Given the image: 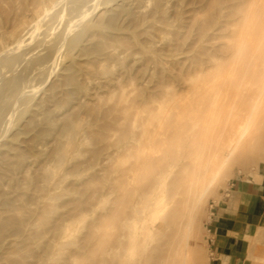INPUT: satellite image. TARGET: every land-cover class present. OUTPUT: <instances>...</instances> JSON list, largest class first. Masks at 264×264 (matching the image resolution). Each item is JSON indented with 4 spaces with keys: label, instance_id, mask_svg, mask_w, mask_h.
I'll return each mask as SVG.
<instances>
[{
    "label": "bare ground",
    "instance_id": "obj_1",
    "mask_svg": "<svg viewBox=\"0 0 264 264\" xmlns=\"http://www.w3.org/2000/svg\"><path fill=\"white\" fill-rule=\"evenodd\" d=\"M24 1L0 0V262L47 232L37 215L56 198L50 163L62 152L51 127L80 128L75 109L106 94V114L87 118L106 130L95 169L101 180L108 164V177L94 188L113 222L133 211L124 261L210 264L194 237L215 215L208 197L223 178L251 175L247 161L264 162V0H167L149 14L144 0ZM21 10L41 15L12 41ZM162 209L167 233L144 220Z\"/></svg>",
    "mask_w": 264,
    "mask_h": 264
},
{
    "label": "rangeland",
    "instance_id": "obj_2",
    "mask_svg": "<svg viewBox=\"0 0 264 264\" xmlns=\"http://www.w3.org/2000/svg\"><path fill=\"white\" fill-rule=\"evenodd\" d=\"M158 1L144 0L142 6L144 14H149L157 4H161L162 8L171 9V2H167V0ZM28 3L29 1L25 0L24 7L28 8ZM22 12L25 13L20 16ZM20 13L7 24L9 29L11 26V32L13 31L12 41L26 32L41 15V13L32 14L23 10ZM20 18L22 19L20 20ZM23 18L24 21H22ZM43 35L41 34L40 38ZM102 77L103 75L99 73L93 84L100 86L104 80ZM42 96L43 93H38L30 103L29 108L39 102ZM102 96L104 97L102 98ZM108 99L106 94H101L87 99L84 108L75 109L74 116L80 118V122H82L80 128L75 125H67L57 129L51 127L54 141H52L51 145H53L50 149L59 148L62 152L57 159L51 160L50 163V173L53 174V178L49 179L52 181V193L55 194L56 198L50 201L48 207L37 215V217L40 216L38 231L47 232L45 236L19 240L14 246L8 247L0 264H99L103 259L107 260V264H128L124 261L125 253L123 254L128 240L122 235L125 232L127 234L130 229L132 220L126 217H131L133 211L129 208L126 209V213L122 216L126 222L122 221L123 223L120 224L113 222L110 217L113 214L110 199L99 200L98 193H95L94 188L97 184L100 187L104 185L108 177V164H104L105 172L101 180L98 179L95 169V152L102 146V143L99 142V133L106 130L92 126L88 121L90 118L99 119L106 114L109 106ZM63 100L60 97L57 101L62 103ZM66 109L68 107L64 103L58 108L61 113ZM71 133H73V137H71ZM252 161L253 159L246 162L249 171L254 169L251 175L247 172L232 178H223L220 185L213 188L214 191L205 203L206 211H215L219 207V202L225 198L226 190L232 179L236 183V187L244 180L261 184L264 187V162L262 161L258 166L253 167ZM78 201L83 203L78 206L76 205ZM162 210L157 219L151 217L154 220H150L148 216L144 220L150 221L152 225L163 224L167 233L172 229L170 226L172 216L166 217L167 211ZM205 216L202 218L201 228L195 234V243L201 248H204L202 244H207L203 240V236L205 233L208 234L211 227V221H206ZM100 221L104 222V228L97 230L96 227ZM107 225L109 226L105 227ZM160 233L153 230L150 236L152 239H157ZM260 237L256 238L253 247L258 243L264 247V233ZM109 249L111 252L108 254L107 250ZM149 260L142 264H150L151 261ZM249 260L252 262L251 264H264V255L261 257L254 253L249 256Z\"/></svg>",
    "mask_w": 264,
    "mask_h": 264
},
{
    "label": "crops",
    "instance_id": "obj_3",
    "mask_svg": "<svg viewBox=\"0 0 264 264\" xmlns=\"http://www.w3.org/2000/svg\"><path fill=\"white\" fill-rule=\"evenodd\" d=\"M235 184L233 179L229 182L210 230L203 236L207 244L202 245L211 253L210 264H251V254L264 255L260 243L253 247L264 233V187L245 180L237 187Z\"/></svg>",
    "mask_w": 264,
    "mask_h": 264
}]
</instances>
